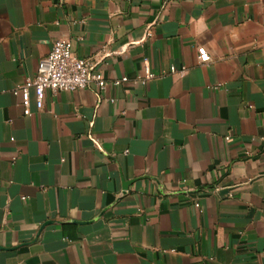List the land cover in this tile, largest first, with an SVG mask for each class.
<instances>
[{"label": "crops", "instance_id": "1", "mask_svg": "<svg viewBox=\"0 0 264 264\" xmlns=\"http://www.w3.org/2000/svg\"><path fill=\"white\" fill-rule=\"evenodd\" d=\"M60 39L109 85L26 117ZM0 264H264V0H0Z\"/></svg>", "mask_w": 264, "mask_h": 264}, {"label": "built area", "instance_id": "2", "mask_svg": "<svg viewBox=\"0 0 264 264\" xmlns=\"http://www.w3.org/2000/svg\"><path fill=\"white\" fill-rule=\"evenodd\" d=\"M201 62H207L209 57L200 55ZM185 68L170 69L171 74L184 76ZM155 74L151 72L148 65L144 66L142 75L135 79V83L145 85ZM126 77L112 81V86L120 87L127 83ZM109 82L105 80L102 73L85 59L77 58L73 53L72 43L68 40H56L48 54L38 63L36 73L33 77L17 86L13 94L20 99L24 116L31 115V98L33 92L35 106L38 110L44 109L45 95L49 92L52 96L60 92L74 93L79 90L94 88L97 93H102L108 87Z\"/></svg>", "mask_w": 264, "mask_h": 264}]
</instances>
